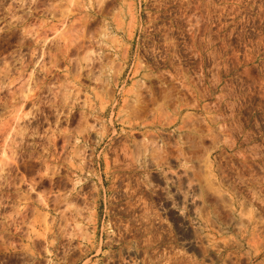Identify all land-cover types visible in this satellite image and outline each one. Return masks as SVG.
Segmentation results:
<instances>
[{
  "label": "rangeland",
  "instance_id": "374dc122",
  "mask_svg": "<svg viewBox=\"0 0 264 264\" xmlns=\"http://www.w3.org/2000/svg\"><path fill=\"white\" fill-rule=\"evenodd\" d=\"M0 264H264V0H0Z\"/></svg>",
  "mask_w": 264,
  "mask_h": 264
},
{
  "label": "bare ground",
  "instance_id": "6f19581e",
  "mask_svg": "<svg viewBox=\"0 0 264 264\" xmlns=\"http://www.w3.org/2000/svg\"><path fill=\"white\" fill-rule=\"evenodd\" d=\"M79 133V132H78ZM81 134V133H80ZM62 136V135H61ZM72 137V136H71ZM66 138V137H65ZM64 139V138H63ZM67 139V138H66ZM68 140V139H67ZM65 141V140H64ZM80 141V140H79ZM66 144V143H65ZM70 145V144H69ZM67 147V146H66ZM76 149V148H75ZM44 200V199H43ZM79 225V224H78ZM87 240H88V238H87Z\"/></svg>",
  "mask_w": 264,
  "mask_h": 264
}]
</instances>
